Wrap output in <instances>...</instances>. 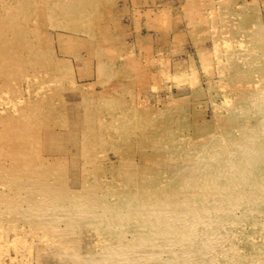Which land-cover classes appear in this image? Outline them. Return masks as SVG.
<instances>
[{"label": "bare ground", "instance_id": "1", "mask_svg": "<svg viewBox=\"0 0 264 264\" xmlns=\"http://www.w3.org/2000/svg\"><path fill=\"white\" fill-rule=\"evenodd\" d=\"M165 1L169 3H165V6L163 5L164 7L155 14L154 18L151 17L154 15L151 14L155 12L154 10L145 12L148 19L151 17L150 20L146 19L148 28L156 30L157 34L162 36L161 39L158 36L160 41L157 43L161 56H157L159 53L154 55L153 47L149 42L156 35L153 37L148 33L149 35H145V38H137L138 49L146 58L145 62L141 63L146 71H149L148 66L151 68L149 60L152 61V64L162 63L163 68L166 69L162 70L165 73L164 77L174 79L175 84H179L180 77L187 82L198 80L200 75L197 65L199 64L209 81H214V76L216 77L217 80L213 86L219 87L221 102L213 103V121L205 123L207 131L199 129L200 132L196 136L190 134L189 109L186 105L187 102H183L186 101L182 99L183 97L178 99L176 96H169L170 106L160 109L161 112H152L154 107L146 106L149 101L146 92L141 97L140 104L134 102V97L131 101L122 93L125 90L128 93L135 90L133 87L135 81L137 82L138 73L132 71V68L137 65L138 59L128 45L129 41L126 37L128 34L124 33L126 29L123 27L124 30H122V25L119 26L118 21L114 20L118 18L113 11L111 12L112 0H0V105L3 104L5 107H0V142L5 143L0 148V153L9 155L12 150L8 149L13 144L12 152L17 157L16 164L23 165V168L28 172V181L33 177V186L28 184L32 187L27 188V193H23V195H27L26 198L18 199L20 205L22 206L25 202L31 209L37 208L38 210H34V214L42 209L48 212L52 203L48 202L49 198L47 197V200H44V197L47 196L45 195L46 191L56 192V190H52L49 182L44 181V175L48 176L50 172L44 174L42 170L53 165V162L49 163L44 157L41 159L40 152L38 153L36 148L45 127L52 122V125L61 124L64 120L62 117L64 111L62 112L60 103L55 100L57 96H60L55 92V88L64 79L74 80V64L76 63L68 56L72 55L80 60V58L82 59L80 50L86 49L91 56L90 59H96L100 74L112 78L120 75L125 77L126 74L127 79L116 81L113 87L107 88L103 93L101 90V94L97 95L99 97L92 96L93 89L91 93H84L86 96L80 104L83 112L79 115L75 131L79 139L77 142L80 144H78L80 150L75 151H77L76 153L80 152L82 174L86 176L80 187L91 194L87 196V193L81 192L82 189L76 192V188L80 187L75 188V186L72 189L70 187L67 191V186L70 184L64 182L65 191L68 192L65 193L71 192V200H77L84 196L82 200L79 199L77 202L74 200L75 202L69 203L71 204L70 208L66 203L64 204L66 205L64 207L70 210L69 213L75 211L73 216L70 214L71 218L78 219V222L81 218H83L82 221L99 220L107 226L106 229L111 234L116 231L114 228L116 225L119 228L125 226V218H130L131 214L137 217L135 219L142 221L140 224L137 220L135 221L138 228V232H136L138 241L137 239L130 241L131 244L125 242L128 237L124 236V232L122 233V236L125 237L124 240L119 236L120 239L114 238L115 233L105 234L104 237L111 236L106 240L109 239V242L113 240L110 245L107 243L104 246L109 245L112 251L117 254L116 264L134 262V257H139L138 253L141 250L144 252L149 249L151 252L143 254V256L154 258L153 254H155V259L159 260L157 257H161L164 253L172 255L173 258H165L162 264H176L177 261H181V264H224L228 261L223 262L222 258L225 259L228 254H225L224 249L227 247L222 243L225 238V240L231 238L228 236L229 233H233L231 225L234 226L235 223L239 224L243 221L237 216L239 209L248 220L256 223L255 225L259 224L258 228L264 231L263 223L253 216V212L256 213L264 203V15L262 17L258 15L251 23L246 19L251 4L259 3V0H178L179 6H176L177 0ZM126 2L128 1L123 0L124 4ZM142 11L144 12L143 9ZM106 13L113 14L106 17ZM107 18L112 20H107ZM181 24H184V30L178 31L182 28ZM174 29L176 32L172 38L173 46H176V49L170 47V50L179 54L183 49L180 50L178 45L182 44L183 37L186 35L194 44L193 46H196L198 59L191 54L187 63L184 60H175L176 62L172 64V59L167 54L168 50L165 52L166 47L163 45L168 42L169 37L166 35ZM56 30L66 34L59 33L58 37H55L57 34L53 31ZM111 30L118 31L117 38L114 37L115 35H111ZM184 33L185 35H183ZM208 38L212 40V48L206 45ZM211 40L209 41L211 42ZM55 41L59 43L60 50L54 47ZM116 41L119 44L115 45ZM172 68L175 69V72ZM146 71L141 74V77H144L140 82L144 83L148 80L147 78L150 80V77L156 80V70L153 71L156 75ZM86 73L88 72L86 71ZM142 89L146 90V86H143ZM25 91L28 93V97H24ZM9 94L14 95L10 97L9 102L2 99ZM161 99L159 97L157 102H160ZM161 118L164 119V122L157 126L156 124ZM170 123H179L180 126L173 129L167 128ZM63 124L65 123H62V126H64ZM73 125H75V121ZM50 126L49 128L52 127ZM68 127L70 128V126ZM64 132L65 135L63 134L61 137L66 136V131ZM53 134L51 132L50 136ZM132 134H135L138 140L141 138V143H139L142 147L155 148L156 152H159L161 168H157L158 171L149 175L144 169L136 167L134 159L125 161L123 169H119L122 175H120L119 183L120 186L126 188V191L118 198L116 195L118 191H110L107 193L110 196L109 200L97 201V198L100 197L93 193L91 188L98 186L95 184H100L99 187L103 185L100 182L102 176L97 178V176L100 177L98 175L100 173L98 169L100 155L106 156L107 146H116L117 141L127 140ZM53 137L51 140L57 138ZM50 145L52 147L53 144ZM65 145L68 144L61 146L64 148ZM76 147L79 149L78 146ZM38 148L40 149V147ZM56 149L59 153L58 147ZM62 149L60 150L62 151ZM62 154L64 153L62 152ZM122 154L124 153L122 152ZM151 154L153 155V153ZM74 160L77 159L74 158ZM56 167L59 168L58 165ZM67 167H63V169L65 170ZM4 168L0 165V171H3ZM11 168L13 169V167ZM50 169L51 172H53L52 169L56 171V168H48V171ZM64 170L62 172L68 171ZM57 171L59 172V170ZM22 175L23 173L19 174V176ZM93 176L99 182L96 181L91 185ZM23 178L24 175L21 179ZM256 179L259 180L257 183H255ZM61 183H63L62 180ZM59 187L63 189L60 185ZM99 187L95 188L99 189ZM51 191H49V196ZM59 194L57 192L59 200L53 199V202L57 201V204L61 202ZM28 195H32L33 198L30 200ZM66 201L68 202V200ZM51 214L55 216V213ZM260 214L264 215V210H260ZM77 216L80 218H76ZM73 223L71 221V224ZM98 225L101 226L100 223ZM261 229H259L260 232H262ZM260 235L264 236L263 233ZM133 237L135 238V236ZM98 243L100 245L102 243L103 247V242L100 243L99 240ZM10 244H15L17 248L20 242L18 239H14ZM117 244L118 248H116ZM121 244H124L125 247ZM132 244L141 247L140 251L136 252L135 246ZM110 253H108L110 255L108 258H112ZM231 257L235 258V256ZM111 260L110 263H112ZM168 260L170 263H167Z\"/></svg>", "mask_w": 264, "mask_h": 264}, {"label": "rangeland", "instance_id": "2", "mask_svg": "<svg viewBox=\"0 0 264 264\" xmlns=\"http://www.w3.org/2000/svg\"><path fill=\"white\" fill-rule=\"evenodd\" d=\"M112 1H113L112 5H110L111 12L113 11V13H115V15L118 18V19H114V20L118 21L119 26L122 25L121 26L122 30L126 29V30H124L125 31L124 33L128 34L126 36L128 41H129L128 45H130V47H131L130 49L134 51L135 57H137V59H138L136 62L137 65L134 67L132 66L133 67L132 71H135L136 73H138L137 82L135 81V86L133 87L135 90L133 89L134 91H131L129 93L125 90L122 93L128 98V100H131L134 97L133 98L134 102L140 104L141 100H142L141 97L144 96L145 92H146L147 96L149 98V101L146 104V106H150L151 108L154 107V108H152L153 109L152 112H155V111L161 112L160 109H165L166 107L170 106V97L169 96H173V97L176 96L178 99H179V97H181V98L183 97L182 99L186 100L183 102L184 103L187 102L186 105L188 106V109H189V111H188L189 112L188 123L190 125V134L192 136H196V134H198V132H200L199 129H206V131H207L208 128L206 127L205 123L213 121V116H214V110H213L214 104L213 103L217 104V103L221 102V94L219 92V87L213 86V84L216 83V80H217L216 77L214 76V79H215L214 81H212V82L209 81L208 76L205 75V73L202 71L201 65L198 63L199 64V65H197L198 70H199L198 74L200 75L198 78L199 82H198V80H195L194 82L193 81L187 82V81H184V78L180 77V80H178L179 84H175L174 79L164 77L165 73L162 70L165 68H163L162 63L152 64V61L149 60L148 62L151 63L150 64L151 68L148 66L149 71H146L142 66L143 63H141L143 61L145 62L146 58L144 57L143 53L138 49V45H139L138 43L139 42L137 41V38H145L149 34H152L153 37L156 35L153 38V40L152 41L149 40V42H150V45H152V47H153L152 50H154V55L156 56L155 53H159V54H157V56L160 55L161 52L158 51L157 43H158V41H160L162 36H160V34H157L156 30L148 28V26L146 24L148 22L147 20H150L152 16H153L152 18H154L156 16L155 14L158 13V11H160L161 8H163L165 6L164 4L165 3L168 4L169 2L165 1V0H156V1L155 0H150V1L149 0H136V1L135 0H126L128 2H126V4H124L125 1L123 3V0H112ZM178 2L179 1L177 0L176 6H179ZM258 2L259 3H254V5L251 4V6L249 8V14L247 15L248 18H246V19L249 20L250 23L253 22L255 17H257L258 15L261 17L264 15V10H263L264 0H262V1L259 0ZM116 3H117V5H116ZM113 5H114V7H113ZM124 7H126V8L124 9ZM113 8H114V10H113ZM126 9H128V10L126 11ZM137 9H139V10H137ZM142 9L144 10V12L142 11ZM147 10L148 11L149 10L155 11V12L151 13L154 15H151V17L149 19H148V16L145 15V12L148 13ZM126 12H127V14H126ZM112 14L106 13V15H107L106 17L112 16ZM263 18H264V16H263ZM129 19H131V20H129ZM107 20L111 21L112 19L107 18ZM127 25L130 27H128ZM181 25H182L181 26L182 28H181V30H178V31L184 30V24H181ZM123 27H124V29H123ZM139 28L142 30L140 31ZM127 29H129L130 31ZM53 32H55L57 34V35H55V37H58L59 33L66 34L63 31L60 32L58 30L53 31ZM111 32L113 33L114 31L111 30ZM175 32H176V29H174V31H171L166 35V37H169L170 40L168 38V42L165 45H163L166 47V48L163 47V48H165V52H167V50H168L167 54L170 55L172 62H173L172 64H174L177 60H180V61L184 60L187 63L191 54L194 57H196V59H198V55L196 54V46H193L194 44L192 43V41H190V38L185 35V33L183 34V35H185V37H183L184 40H183L182 44L178 45V48L180 50H182V49L183 50L181 52H179V54L173 53L172 49L170 50V47L176 49V46L175 47L173 46L174 43H173V38H172V36L174 35ZM112 33H111V35H113V36L115 35L114 37L117 38V35L119 34L118 31L114 32L115 34L114 33L112 34ZM158 36H160V39ZM185 40H186V42H184ZM209 40H211V39H209V38L207 39L206 45L209 48H212V45H213L212 40H211V42ZM146 43L148 44V42H146ZM170 43H171V45H170ZM54 44H55L54 47H56L57 50H60L59 43L58 42L56 43V41H55ZM57 44H58V46H57ZM117 44H119V42L116 41L115 45H117ZM154 44H156V45H154ZM80 52H81V56H82V59L80 58V60H78L76 57H74L72 55L68 56L73 60L74 63H76V64H74V66H75L74 67V71H75L74 80H72L71 78H68L66 80L64 79L62 81V83L58 84L55 88V92L58 95L60 94V96H57L55 98V100L60 103V106L62 107L60 109L62 110V112L64 111L63 115H62L64 120L62 119L63 120L62 123H65L63 125L64 126L66 125L67 127L65 126V128H64V126H62V123L52 125L53 122L50 124L52 127L50 125L46 126L47 129L45 127V129L41 132V135H40L41 138H40V141L37 145L38 147H40V149L38 147L36 148L37 152L38 153L40 152L39 157H41V159H42V157H44L45 159L48 160L49 163L51 162V164H52V162H53V165L47 166V168L45 167V169L42 170L44 172V174L47 172H50L51 175L50 174H48V176L44 175L45 180L44 179L43 180L46 182H49V185L51 186L52 190H56V192H52L51 190L46 191L45 195H47V196L44 197V200H47V198H49L48 202L50 201V203H52V204H50L52 207L48 208V212H45V210L42 209L40 211H36V213L34 214V210H38L37 208L31 209L27 204H25V202L22 206L20 205V202L18 199H25L26 198L27 195H23V193L24 194L27 193L26 192L27 188L33 186V182H32L33 177H31V179H30L31 181L30 180L28 181V176H29L28 172L25 170V168H23V165L16 164L17 157H15L14 153L12 152L14 149L13 144L10 145V147L8 149V150H12L9 153V155H7L5 153L4 154L0 153V156L2 155L0 157L1 158L0 165L6 168V169L4 168L3 171H0V236H1L0 237V264H107V263L109 264L110 259L114 260V261L111 260V262L113 264L114 263L116 264L115 260L118 256L114 251H112V249L109 246L110 242L112 243L113 240H110V242L108 241L109 239L106 240L107 238L111 237L110 235L107 236L108 234H111L106 229L107 226L104 223H102L96 219L95 220L91 219L88 221L87 220L82 221L83 218H81V219H79L80 222L77 221L78 219L77 220L72 219L70 214H72V216H73L75 211L69 213L70 210H67V207H64V206H66L64 204L66 203L69 206L68 208H70L71 204H69V203H72L75 201L77 202V200H79V199L82 200V198L84 197L83 196L82 198H79L77 200H75V199L71 200L70 199V197H72L71 192H69V194L65 193V192L69 191L70 187H71L70 189H72V188H74V186H75V188L82 186L81 184H83V179H84V177H86L84 174H82L83 169L81 166L82 165V163H81L82 158L79 155L80 152L76 153L77 151L80 150V146H79L80 144H79V142H77L78 136H77V133L75 132L76 126L78 123L77 121L79 120V115L82 114V112H83L82 108H80V104L83 102L84 97L86 96V95H84V93H86V92L91 93V90L93 89L92 92L94 94L91 93L92 96L93 97H99L97 95L101 94V90L103 93V91L107 90V88L113 87L114 84L116 83V81H119L121 79H127V77H126V74H125V77H124V75H120L119 77H116V78L115 77L112 78L111 76H106V75L100 74L98 69H97L96 59L95 58L90 59L91 56L89 55V53L87 52L86 49H81ZM86 53H87V56H86ZM139 55L141 56V58ZM187 56H188V58H187ZM141 59H143V60H141ZM75 61H77V62H75ZM170 62H171V60H170ZM172 66H174V65H172ZM172 70H173V72H175L174 68H172ZM86 71L88 73H86ZM143 71H146L148 73L151 72L152 75H154L156 72V74H157V75L155 74L156 80H154V79H152V77H150V80H149V78H147L148 80L145 79L146 81L144 83H142V81L140 82L141 78L144 77V76L141 77V74H143ZM153 71H155V72H153ZM78 72H80L79 73L80 75L78 74ZM152 80H154V81H152ZM205 81H206V83H205ZM109 85H110V87H109ZM155 85H157V86H155ZM164 85H166V86H164ZM143 86H146V90L142 89ZM161 86H162V88H161ZM212 86H213V88H212ZM169 87H171V88H169ZM190 87H191V89H190ZM87 88H88V90H86ZM182 89H184V90H182ZM129 90H132V89H129ZM98 91H100V92H98ZM121 91H123V90L121 89ZM95 92H96V95H95ZM142 92H143V94H142ZM148 93H150V94H148ZM126 94H128V95H126ZM155 94H158V95H155ZM25 95H24V97L29 96L26 91H25ZM102 95H104V94H102ZM151 95H152V97H151ZM12 96H14V95L9 94V95H6L5 98L2 97V99H6V101L9 102L10 97H12ZM156 96H158V97H156ZM163 96H164V98H163ZM159 97H160V99L161 98H163V99H161L160 102L159 101L157 102V99ZM152 101H153V104L151 103ZM68 104L70 107L68 106ZM72 105H74L75 107ZM5 106H8V105H5ZM0 107L5 108L3 104L0 105ZM69 109L70 110L72 109L71 110L72 114H69V113H71ZM73 114H74V116H73ZM193 114H195V115H193ZM66 118L70 119L71 122H70V120L68 121ZM73 118L75 121V125H73L74 124ZM163 122H164V119L161 118L156 125L158 126L159 124H161ZM70 123H72V124H70ZM49 126L51 128H49ZM68 126H70V128ZM179 126H180L179 123H170L167 126V128L173 129V128H178ZM56 131H58V132H56ZM62 131H63V133H62ZM64 131H66V136L69 140L66 138V136H64L65 140H64V137H61V136H63V134L65 135ZM161 131H163V130H161ZM51 132H52V134L55 132L56 133L53 134L52 136H50ZM59 132H61V133H59ZM68 132H69V134L71 132V135H69ZM72 132H74V133H72ZM47 133H49V134H47ZM139 133H141V132H139ZM43 134L45 135L44 136L45 138L43 137ZM57 134L60 137H58ZM74 135H75V137H74ZM53 136L54 137L56 136L57 138L51 140ZM71 136H73V137H71ZM131 137L127 140H121L120 139L119 141L116 142V146H107V149H106L108 152L107 155L106 156H103V154L100 155L101 160L99 159L100 161L98 162L99 163L98 169L100 170V173H98V175L100 177L97 176V178H101V176H102V180L100 182H102L103 185H102V187H99L100 184H95V185H98L95 187H99L100 190L98 188H95L94 186L93 187L95 189L91 188L93 193H95L97 196L100 197V198L96 197L98 199V200L96 199L97 201L102 200V199H108L109 200L110 196L107 195V193L110 191L111 192L118 191V193H116L117 198L123 192L126 191V188L120 186V183H119L120 177L122 176L119 169L120 168L123 169V166L125 165L124 164L125 161L128 162L129 160L134 159L136 161V167L144 169L146 171V173L149 175L154 174L156 171H158V169L160 167L159 162L161 161V159L159 157V152H156L155 148H153V149L151 148L152 149L151 150V149H147L148 147H142L140 144L141 138L138 137L139 140L136 139L137 136L135 134H132ZM46 139H47V141H46ZM58 139H62L63 141L62 140L60 141ZM67 141H69V142H67ZM59 142H61L60 145H59ZM73 142L74 143L76 142V143L74 144ZM56 143L58 146L56 145ZM3 144H5V143L0 142V148L2 147ZM50 144H53L52 147ZM64 144H68V145H65V147H64L65 149L61 146ZM56 146L59 149L58 150L59 153L57 152ZM76 146H78L79 149H77ZM59 147H61V148H59ZM49 148H50V150H49ZM51 148H54L55 150L51 149ZM72 148H73V150H72ZM60 149H62V151ZM135 149H136V151H135ZM75 150H77V151H75ZM62 152L64 154H62ZM122 152L124 154H122ZM151 153H153V155ZM71 154L72 155L77 154V155L72 156ZM117 154H118V156H117ZM48 156H49V158H47ZM151 156H152V158H151ZM39 157H38V160H40ZM60 157H63L64 159L63 158L61 159ZM156 157H158V158H156ZM71 158H72V160H71ZM74 158L77 159L78 161L74 160ZM161 158H162V156H161ZM53 159H54V161H53ZM58 159H60V160H58ZM109 160H110V162H109ZM59 161H60V163H59ZM66 162H67V165L65 164ZM72 162H74V163L71 164ZM9 163H11V164H9ZM54 164L56 166L58 165L59 168L56 167ZM59 164H61L63 166H61ZM74 164H75V166H74ZM106 164H107V166H106ZM6 165H7V167H6ZM110 165L112 166V168H109V167H111ZM66 166H68V167L65 170H68V171L62 172L64 170L63 167L66 168ZM69 166H71L72 168ZM73 166L77 169H75ZM11 167H13V169ZM18 167H20V168H18ZM52 167L56 168V171H55V169H52L53 172H51V169L48 171V168H52ZM9 168H10V170H8ZM14 168H15V170H14ZM22 168H23V170H22ZM71 169H74V170H71ZM57 170H59V172ZM1 172H3V173H1ZM4 173H6V174H4ZM22 173L24 175L23 179H21L23 175L19 176V174L21 175ZM64 173H67V174H64ZM8 174H9V176H8ZM73 174L74 175L77 174V175H75V176H77L76 177L77 179L75 178V176ZM25 176H27L26 177L27 179L25 178ZM91 178L93 179V180L91 179V185H92V184L96 183L97 180L94 176ZM16 179H18V181H16ZM60 179L63 182V183H61L62 185L60 184V182H61ZM71 179L72 180L76 179V180L73 182ZM26 181H28V182H26ZM68 181H69V183H68ZM258 181L259 180H257L255 183H257ZM64 182H65V184H68V185L70 184L69 186H67V188H68L67 191H65L66 187L64 186L65 185ZM97 182H99V181H97ZM40 183L42 184L43 181ZM76 183H77V185H76ZM21 184H22V186H21ZM23 184H25V185L23 186ZM28 184L32 185V186H29ZM59 185L63 189H61L59 187ZM105 185H106V187H105ZM20 188H23L24 190L20 189ZM80 189H82V188L81 187L76 188V190H77L76 192H78V190H80ZM58 190L61 191L62 194ZM49 191H51L53 193V194L51 193V195H54V193H55L56 196L54 195V196L50 197L51 195L49 196V194H50ZM57 192L60 193L59 195H61V196L64 195V197L60 196L61 202L58 201V202H60L58 204H57V201L53 202L54 200H59L58 196H57ZM81 192L87 193L86 194L87 196H89V194H91V193L88 194V191H85L83 189L81 190ZM81 192H80V194H81ZM109 194L111 195V193H109ZM28 198L31 200L33 198V196L28 195ZM66 200H68V202ZM55 203H56V205H54ZM61 203H62V206H60ZM56 207H58V208H56ZM50 208H52L51 209L52 211L49 210ZM30 209L33 211H31ZM260 210H264V203H263V205H261V208H259L256 213L253 212V216L255 218L257 217L258 221L260 223H263V225H264V215L260 214ZM49 212L55 213V216H53V214H51ZM56 212H58V214H56ZM241 212L242 211L239 209V212H238L239 215H237V216L240 217L241 220L243 219V221L239 224L235 223L234 226L231 225L233 233L232 234L229 233V235H228V236H231V238H229L227 240H225L226 239L225 238L224 243H222L223 246L225 245L227 247V249H224L225 254H228L225 259L222 258V261L223 262L225 260L228 261L227 263H224V264H264V244H263L264 243V236L260 235L261 233L264 234V231L261 228H258L259 224L255 225L256 223L248 220V218H246L245 215ZM44 214H49V215H44ZM76 218H80V217L77 216ZM135 218H137V217L133 216L132 214L130 215V218H125L126 221H124L125 222V226H123L124 228L122 226H121L122 228L121 227L119 228V226L116 225V227H114L116 229V231L114 232L116 236L114 237V235H113V237L116 239H120V238H118V236H119V237H121V239L123 238V240L125 239V237H128L125 240V242L127 241L128 244H131L130 241H133V240L136 241V239H137L136 236H138V234L136 232H138V228H137V225L135 224L136 223L135 221L137 220V222H139L138 224H140V222L142 223V221L140 219H135ZM71 221L76 223V224H74V223L71 224ZM99 223L101 224V226L98 225ZM104 226H106V227L104 228ZM131 228H133V229H131ZM259 229H261L262 232H260ZM120 230H121V232H120ZM98 232H99V234H98ZM123 232L125 234L124 235L125 237L122 236ZM114 233H112V234H114ZM105 234H107L106 237H104ZM118 234H120V235H118ZM126 234H128V235L126 236ZM133 236H135V238ZM14 239L15 240L18 239L20 242V244H19V246H17V248L15 247V244H10V242ZM96 240L98 242L100 240V243L103 242V247H105V248H103L101 246L102 243L100 245ZM94 241H96V242H94ZM106 241H108V242H106ZM115 241H117V240H115ZM137 241H138V239H137ZM97 243L99 244V246H97L98 245ZM107 243H109V245L104 246ZM7 244H8V246H7ZM118 244L116 245V248L119 247ZM121 245L123 247H125L124 244H121ZM132 246H135L136 252H137V250L140 251V249H141V247H139L135 244H132ZM7 248H8V250H5ZM149 252H151L150 249H149V251H144V252L141 250L140 253H138L139 257H134V259H133L134 262H131L129 264H162L165 258H168V259L173 258V257H171L172 255H166L167 253L162 254L161 257H157V258H159V260L155 259L156 258L155 254H153L154 258L152 256H150V257L143 256V254H148ZM108 253L111 254L112 258H108V257H110V255ZM231 256H235V258L232 259ZM128 262H130V261H128ZM112 263H110V264H112ZM167 263H170V261L168 260ZM176 264H181V261H177Z\"/></svg>", "mask_w": 264, "mask_h": 264}]
</instances>
